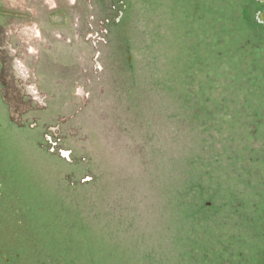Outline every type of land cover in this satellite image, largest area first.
I'll list each match as a JSON object with an SVG mask.
<instances>
[{"label":"rangeland","instance_id":"1","mask_svg":"<svg viewBox=\"0 0 264 264\" xmlns=\"http://www.w3.org/2000/svg\"><path fill=\"white\" fill-rule=\"evenodd\" d=\"M244 4L0 0L24 264L263 260L264 48Z\"/></svg>","mask_w":264,"mask_h":264},{"label":"flooded vegetation","instance_id":"2","mask_svg":"<svg viewBox=\"0 0 264 264\" xmlns=\"http://www.w3.org/2000/svg\"><path fill=\"white\" fill-rule=\"evenodd\" d=\"M243 10L250 17L253 46L264 48V0H244ZM13 100V101H12ZM17 100L11 95V101ZM11 111V109H10ZM13 114V112L11 111ZM17 121V116L13 117ZM4 188L0 178V264H24V246L28 244V229L20 220L17 209V196ZM4 233L6 237H2ZM258 264H264V258Z\"/></svg>","mask_w":264,"mask_h":264}]
</instances>
